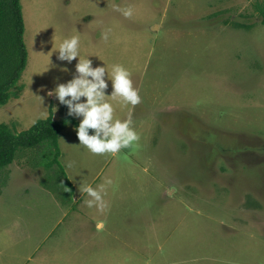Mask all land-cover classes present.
Wrapping results in <instances>:
<instances>
[{
  "label": "rangeland",
  "instance_id": "1",
  "mask_svg": "<svg viewBox=\"0 0 264 264\" xmlns=\"http://www.w3.org/2000/svg\"><path fill=\"white\" fill-rule=\"evenodd\" d=\"M262 2L21 0L28 60L0 123L64 116L49 92L77 61L52 48L79 35L93 66L130 71L141 102L114 115L140 140L94 155L68 125L57 160L49 141L20 148L0 168V264H264ZM106 179L107 207L88 208L78 185Z\"/></svg>",
  "mask_w": 264,
  "mask_h": 264
},
{
  "label": "clouds",
  "instance_id": "2",
  "mask_svg": "<svg viewBox=\"0 0 264 264\" xmlns=\"http://www.w3.org/2000/svg\"><path fill=\"white\" fill-rule=\"evenodd\" d=\"M114 10L125 17L133 15L131 7L121 9L115 5ZM101 35L107 41L110 30L103 31ZM52 52L60 62L71 64L74 60L77 61L72 78L67 82L57 83L49 95L67 107L69 117L79 119V124L74 129L78 144L94 155L116 154L136 144L140 135L133 127L131 112L129 111L127 119H117L113 105L116 102L122 107L134 108L141 102L138 89L133 86L130 71L121 64H112L109 67L103 63L93 66V61L89 58L92 54L81 57L79 35L63 39L52 48ZM61 70L69 71L66 67ZM109 82L112 89L110 93ZM107 184H111L110 179H106L104 185L96 188L87 184L78 185L79 191L88 197L84 201L88 208L104 211L107 207L104 200ZM103 228L104 223L101 221L97 224V230Z\"/></svg>",
  "mask_w": 264,
  "mask_h": 264
},
{
  "label": "trees",
  "instance_id": "3",
  "mask_svg": "<svg viewBox=\"0 0 264 264\" xmlns=\"http://www.w3.org/2000/svg\"><path fill=\"white\" fill-rule=\"evenodd\" d=\"M264 23V0L258 6ZM25 23L21 0H0V106L7 104L12 97H19L14 88L26 68L28 51L24 41ZM20 89L23 90L22 87ZM60 120L53 118V112L37 121L25 131L16 132L7 123H0V168L12 164L20 148L35 147L45 141L57 148L56 160L60 155L58 140L68 126L79 124L74 117L67 115Z\"/></svg>",
  "mask_w": 264,
  "mask_h": 264
}]
</instances>
